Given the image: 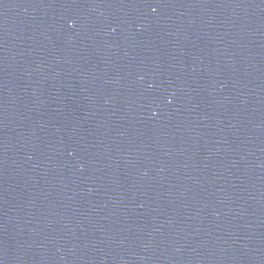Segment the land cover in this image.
Instances as JSON below:
<instances>
[{
  "label": "water",
  "instance_id": "1",
  "mask_svg": "<svg viewBox=\"0 0 264 264\" xmlns=\"http://www.w3.org/2000/svg\"><path fill=\"white\" fill-rule=\"evenodd\" d=\"M0 264H264V0H0Z\"/></svg>",
  "mask_w": 264,
  "mask_h": 264
}]
</instances>
